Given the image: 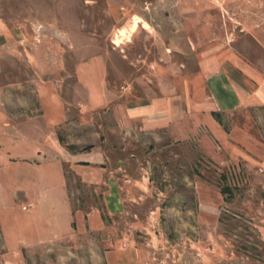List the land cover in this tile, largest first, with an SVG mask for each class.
Masks as SVG:
<instances>
[{
    "label": "rangeland",
    "instance_id": "374dc122",
    "mask_svg": "<svg viewBox=\"0 0 264 264\" xmlns=\"http://www.w3.org/2000/svg\"><path fill=\"white\" fill-rule=\"evenodd\" d=\"M0 264H264V0H0Z\"/></svg>",
    "mask_w": 264,
    "mask_h": 264
},
{
    "label": "crops",
    "instance_id": "0c3cea01",
    "mask_svg": "<svg viewBox=\"0 0 264 264\" xmlns=\"http://www.w3.org/2000/svg\"><path fill=\"white\" fill-rule=\"evenodd\" d=\"M174 134L175 130L173 129L172 135ZM52 166L53 165L51 163L46 162L40 165H36L32 167L31 170H28V175L24 177L25 179L23 184V186H27L26 192H21L19 188L16 189L15 187L16 183H18L19 185L20 183H22L20 179H14L15 177L13 176H11V178H8L3 175V179L1 180L2 187L6 190L7 194L9 195V197H11V199H14V197L18 196L22 197V200L28 199V201L31 202L33 206L37 205L36 210L34 212V217L38 222L45 221L46 216L44 219V215H47V212L46 209L44 210V204L47 205L48 203H52V198L54 196L52 186H55L56 183L59 182L58 177L55 176L53 170L51 169ZM61 194L62 196H65V190H61ZM43 210L44 212H42ZM63 212L65 216V221L68 223L73 222L75 218L77 220L81 218L78 214L74 216L73 209L70 208L69 204L67 203L66 205H64ZM47 220L49 221V229L51 230L54 227L52 224H50L52 222V219L49 217ZM40 226L41 223H38L36 227L37 230H40L42 228Z\"/></svg>",
    "mask_w": 264,
    "mask_h": 264
},
{
    "label": "built area",
    "instance_id": "2783aa9c",
    "mask_svg": "<svg viewBox=\"0 0 264 264\" xmlns=\"http://www.w3.org/2000/svg\"><path fill=\"white\" fill-rule=\"evenodd\" d=\"M24 209H27L26 207Z\"/></svg>",
    "mask_w": 264,
    "mask_h": 264
}]
</instances>
